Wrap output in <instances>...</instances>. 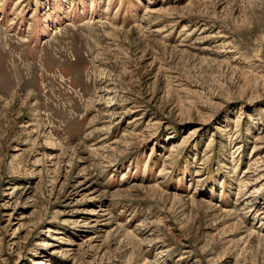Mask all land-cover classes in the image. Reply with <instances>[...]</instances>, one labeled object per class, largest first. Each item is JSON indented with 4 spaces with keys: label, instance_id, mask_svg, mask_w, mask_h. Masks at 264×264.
<instances>
[{
    "label": "rangeland",
    "instance_id": "rangeland-1",
    "mask_svg": "<svg viewBox=\"0 0 264 264\" xmlns=\"http://www.w3.org/2000/svg\"><path fill=\"white\" fill-rule=\"evenodd\" d=\"M0 264H264V0H0Z\"/></svg>",
    "mask_w": 264,
    "mask_h": 264
}]
</instances>
